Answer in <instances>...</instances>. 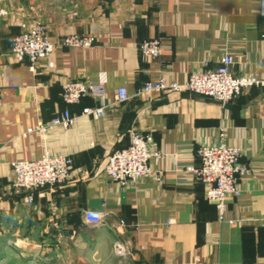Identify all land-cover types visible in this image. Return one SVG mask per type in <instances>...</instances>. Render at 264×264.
Listing matches in <instances>:
<instances>
[{
    "label": "crops",
    "instance_id": "1",
    "mask_svg": "<svg viewBox=\"0 0 264 264\" xmlns=\"http://www.w3.org/2000/svg\"><path fill=\"white\" fill-rule=\"evenodd\" d=\"M0 5L9 11L0 18V233L5 217L26 212L50 224L45 234L63 233L70 241L65 246L95 259L83 264H264V83L244 88L225 104L188 91L135 95L147 80L183 83L193 71L214 69L225 54L233 58L235 75L264 78V0H0ZM36 24L45 26L55 47L31 69L29 61L16 60L11 45ZM69 34L94 41L66 45ZM152 37L161 40V52L145 56L140 45ZM69 79L104 82L111 103L105 113L81 114L83 106L98 103L90 95L65 103L62 85ZM122 86L131 98L113 103ZM66 108L79 115L72 125L27 132ZM133 131L152 133L163 156L151 163L157 175L124 185L104 165L112 151L129 144ZM220 132L242 149L247 168L239 176V194L227 197L226 216L234 222L219 219L205 185L186 168L201 163L198 148ZM45 149L72 158L68 179L16 191L13 161L40 158ZM86 209L100 210L102 220L87 221ZM116 243L124 252L116 251ZM9 247L4 240L0 259Z\"/></svg>",
    "mask_w": 264,
    "mask_h": 264
},
{
    "label": "built area",
    "instance_id": "2",
    "mask_svg": "<svg viewBox=\"0 0 264 264\" xmlns=\"http://www.w3.org/2000/svg\"><path fill=\"white\" fill-rule=\"evenodd\" d=\"M9 13L8 9L0 5V18ZM92 36L77 34L66 35L63 42L70 46H89L93 43ZM55 43L48 35L42 24L25 29L12 40L11 53L18 61H29L30 68L35 69L37 61L51 55ZM145 56H156L161 52L162 43L158 37L144 40L140 45ZM233 58L225 54L221 63L214 69H199L190 73L188 79L180 83L167 80L164 77L147 80L139 85L135 95L141 96L152 92H182L215 99L223 104L230 102L244 88L264 83V78L250 74L235 75L231 69ZM90 95L97 100L96 105H86L81 114L103 115L111 104L107 101L104 82H94L89 79H69L62 85V99L67 104L80 103L82 98ZM125 86L115 92L113 103L124 102L131 98ZM79 115L72 113L70 108L52 117L48 122H38L28 128V133H47L52 127L62 125L68 127L75 123ZM201 163L188 165L193 177L202 182L206 188V196L213 202L219 212L221 221L234 222L226 216L227 197L240 192L239 176L246 171L241 162L242 149L226 141L225 133L220 132L214 142L202 144L198 148ZM163 156L162 149L157 145L150 132L133 131L127 146L115 149L105 161L104 171L122 184L136 183L141 178L158 174L152 168V161ZM15 178L13 186L16 191L33 190L46 185L63 183L70 176L72 158L62 153H54L45 149L40 158L16 159L13 161ZM28 201L32 197L28 196ZM84 218L89 222L98 223L103 214L97 209H86ZM116 251L124 252L120 244L116 243Z\"/></svg>",
    "mask_w": 264,
    "mask_h": 264
},
{
    "label": "rangeland",
    "instance_id": "3",
    "mask_svg": "<svg viewBox=\"0 0 264 264\" xmlns=\"http://www.w3.org/2000/svg\"><path fill=\"white\" fill-rule=\"evenodd\" d=\"M2 221L6 229L0 233V246L8 239L10 247L0 264H83L82 261H95L82 258L73 246H65L70 241L63 240V233L45 234L44 228L50 224L29 219L26 212L19 218L7 216Z\"/></svg>",
    "mask_w": 264,
    "mask_h": 264
}]
</instances>
